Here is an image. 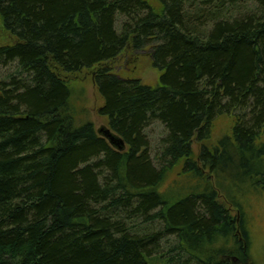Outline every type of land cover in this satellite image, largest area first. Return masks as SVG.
I'll return each instance as SVG.
<instances>
[{"label":"trees","instance_id":"1","mask_svg":"<svg viewBox=\"0 0 264 264\" xmlns=\"http://www.w3.org/2000/svg\"><path fill=\"white\" fill-rule=\"evenodd\" d=\"M152 1L0 0L13 40L0 66L18 75L0 80V264H252L245 208L264 192V0ZM145 48L155 86L112 71ZM82 71L121 151L92 122L75 123ZM223 116L232 126L208 147ZM153 124L164 129L154 154ZM167 239L172 257L159 253Z\"/></svg>","mask_w":264,"mask_h":264},{"label":"rangeland","instance_id":"2","mask_svg":"<svg viewBox=\"0 0 264 264\" xmlns=\"http://www.w3.org/2000/svg\"><path fill=\"white\" fill-rule=\"evenodd\" d=\"M155 5L152 0H147ZM254 10V5L249 3L241 8L245 15ZM12 38L3 30L0 23V46L12 44ZM145 57V58H144ZM112 71L122 79L140 80L144 85L153 87L157 84L159 74L152 68L149 57V48L136 53H124L118 57L111 65ZM18 76L15 65L0 66V80L10 81ZM73 89V105L75 108L74 120L76 125L86 121L93 123L96 131L108 129L107 120L98 115V109L103 105L102 99L97 94L96 88L92 83L91 72L82 71L73 76L71 83ZM232 126V118L223 116L218 118L214 123L213 133L206 144L208 147L216 142L221 136L228 133ZM148 136L151 153H156L160 146V140L164 136V129L159 124H153L146 131ZM260 143L264 144V130L260 136ZM200 145L194 143L193 150L195 155ZM174 177H171L173 179ZM246 230L249 234V259L252 264H264V192L251 195L246 203ZM232 215L236 214L232 212ZM154 229L153 226H148ZM156 229V227H155ZM174 243L172 239L161 242L160 252L170 257L174 256L171 247Z\"/></svg>","mask_w":264,"mask_h":264},{"label":"water","instance_id":"3","mask_svg":"<svg viewBox=\"0 0 264 264\" xmlns=\"http://www.w3.org/2000/svg\"><path fill=\"white\" fill-rule=\"evenodd\" d=\"M98 134L106 139L111 147H114L115 149L120 151L123 149V142L117 139L109 129H101L98 131Z\"/></svg>","mask_w":264,"mask_h":264},{"label":"bare ground","instance_id":"4","mask_svg":"<svg viewBox=\"0 0 264 264\" xmlns=\"http://www.w3.org/2000/svg\"><path fill=\"white\" fill-rule=\"evenodd\" d=\"M145 58V57H144ZM233 212V211H232Z\"/></svg>","mask_w":264,"mask_h":264}]
</instances>
